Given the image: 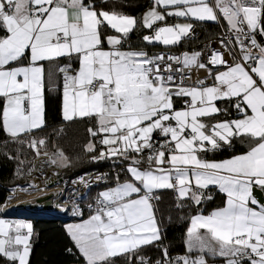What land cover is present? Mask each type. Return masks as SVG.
I'll list each match as a JSON object with an SVG mask.
<instances>
[{"label":"snow or ice","instance_id":"1","mask_svg":"<svg viewBox=\"0 0 264 264\" xmlns=\"http://www.w3.org/2000/svg\"><path fill=\"white\" fill-rule=\"evenodd\" d=\"M167 17L223 18L235 39L222 38L223 51L212 50L206 61L201 51L124 48L138 27L150 30L142 38L148 44L174 46L193 35L191 23L169 25ZM257 34L264 37V0H153L141 18L98 8L95 0H0V128L17 140L45 127L46 77L59 75L63 120L94 121L85 150L98 152L94 161L114 158L123 166L124 179L117 175L115 186L97 194L89 218L66 226L83 264H113L118 256L125 264H209V257L264 264V201L253 194L264 192V42ZM45 63L55 71L46 72ZM192 69L204 70L211 84H185ZM224 100L237 118L206 123L228 111L217 105ZM236 139L246 151L206 158ZM46 145L45 138L28 141L37 156ZM44 155L67 166L58 148ZM210 187L223 194V206L189 217L185 252L173 257L157 218L161 193L171 192L177 209L198 208L212 199ZM12 231L0 220V256L29 264L32 225Z\"/></svg>","mask_w":264,"mask_h":264},{"label":"trees","instance_id":"2","mask_svg":"<svg viewBox=\"0 0 264 264\" xmlns=\"http://www.w3.org/2000/svg\"><path fill=\"white\" fill-rule=\"evenodd\" d=\"M95 3L98 8L141 18L143 10L152 4V0H95ZM181 19L185 18L167 17L166 22H174ZM191 22V24L199 25L202 29L201 39L209 38L217 33L216 21L191 19ZM148 31V29L138 27L130 33L124 48H142L150 54L151 51L156 49L179 51L198 46L196 40L187 38L174 46H165L160 43L148 44L142 39ZM61 82L60 77L58 82L52 86L46 81L44 92L45 127L31 134H22L17 140H13L8 133L0 128V205L3 203L11 186L26 182V172L35 155L34 151L28 147V141L34 137L47 140V145L41 149V152L53 153L57 148L63 151L64 156L67 157V166L59 165L60 174L63 177H72L78 173L91 170L107 169L110 171L122 166V163L114 158L94 161L92 156L94 154L98 155V152L89 153L85 150V146L92 139L87 130L94 125V121H90L87 118H77L73 121L63 120L59 89ZM180 104L183 106L182 99ZM217 105L222 109L227 108L228 111L215 116L211 120L206 119V123H212L216 119L231 120L232 117L237 115L227 100L218 101ZM60 129H63V131L61 132ZM246 150L247 144H242L239 139H236L231 146L223 145L218 150L208 152L206 157L225 158ZM123 175L124 172L121 170L119 176ZM114 177L116 176L111 172L107 183ZM107 183L102 186L107 185ZM99 187L101 186L90 188L84 200H92L96 197ZM208 195L212 199L205 200L198 208L192 205L184 209H177L173 194L168 191L161 193V200L156 204L158 209L157 218L160 221V228L165 237L163 243L168 247L171 255L184 254L185 231L191 215H195L197 212L206 214L211 209L222 206L224 196L215 187H210L207 190L206 196ZM89 211L83 210L82 217H85ZM31 225L29 264H83V258L63 227L62 221L55 218H35L31 220ZM145 252L154 259L159 258L155 248L145 249ZM0 264H10V262L0 256ZM113 264H125V258L118 256L114 258Z\"/></svg>","mask_w":264,"mask_h":264},{"label":"built area","instance_id":"3","mask_svg":"<svg viewBox=\"0 0 264 264\" xmlns=\"http://www.w3.org/2000/svg\"><path fill=\"white\" fill-rule=\"evenodd\" d=\"M162 23V22H161ZM224 25H223V24ZM217 24V33L214 36H211L209 38L201 39L202 36V29L197 24H192V33L190 37L187 39L196 40L198 46L192 47L190 49H181L179 51H172L170 49H156L150 52L149 55L153 54H159L164 53L166 55H173V56H180L183 52H193V51H201L202 53H205L204 56H202V60L206 61L207 55L210 54L212 50L217 51H223L220 40L222 38L227 37L228 39H231L234 41V36L232 33L227 31V24L224 20L220 19L219 21H216ZM260 35L257 34V41L258 42H264V38H259ZM235 51L238 52L239 48L236 47ZM226 59L231 62V57L225 56ZM209 67H212L211 65ZM186 75L191 76V80H185V84H191L193 81H195L197 78L204 79L206 83L211 82V80L207 79V73L204 70L200 69H192L190 72L186 70ZM177 79L179 80V76H177ZM184 103V102H183ZM43 151L39 156L36 154L33 156L31 163L27 169L26 175L29 174L31 179L27 180L23 184H15L9 188V191L7 192L5 199L3 203L0 205V211L5 209L1 208L2 205H7L8 198L13 194L16 187H28L30 185L32 188L29 190H21L22 194H31L35 192V187L31 185L33 178H37L39 176V180L41 183H46V186H57L58 184L61 186V188L58 189L57 194L55 195V201L61 205L62 210L60 212H65L64 217H70V218H79L82 217L83 210H91L89 207L90 205L92 208H95V199L94 197L92 200H84L87 193L89 192L90 188L102 186L107 183L109 174L113 172L114 175H120L122 166H120L117 169L107 170H91L86 172L78 173L72 177H63L60 174V169L52 165L51 163L47 162L48 157L44 155ZM49 153V152H48ZM51 154V153H49ZM42 168L45 169L48 172L43 176L41 172H39V166L38 161L43 160ZM52 177V178H49ZM100 179H97V178ZM36 198V197H35ZM74 209H78L81 213L80 215H73ZM47 213L51 214L50 211ZM173 257L178 256V254H173ZM209 264H218V261L209 260Z\"/></svg>","mask_w":264,"mask_h":264},{"label":"bare ground","instance_id":"4","mask_svg":"<svg viewBox=\"0 0 264 264\" xmlns=\"http://www.w3.org/2000/svg\"><path fill=\"white\" fill-rule=\"evenodd\" d=\"M44 162L43 160L38 161V166H39V172L44 176L45 173H47L48 177V172L42 168V163ZM39 176L36 178H33L31 185L35 187V192L31 194H22L21 190H29L32 187L28 185V187H16L13 194L8 198V203L7 205H2L1 208H10L14 210H23L26 209L29 203L28 201L34 199L35 197H49V201L51 203V207L53 211H63L61 205L55 201V195L58 192V189L61 188V186L58 184L57 186H51L48 187L46 186V183H41V181L38 179ZM49 178H52L49 176ZM42 206V203H36L37 209H40ZM26 207V208H25ZM33 213L36 214H44L46 213L45 211L38 210L34 211Z\"/></svg>","mask_w":264,"mask_h":264},{"label":"crops","instance_id":"5","mask_svg":"<svg viewBox=\"0 0 264 264\" xmlns=\"http://www.w3.org/2000/svg\"><path fill=\"white\" fill-rule=\"evenodd\" d=\"M152 4H153V0H152ZM152 4L149 6V7H151L152 6ZM148 8V7H147ZM144 11V10H143ZM142 14H143V12H142ZM142 14H141V17H142ZM191 19L192 18H188V19H185V20H189V23H192L191 22ZM222 19V18H221ZM223 20V19H222ZM262 38H264V37H262ZM125 49H127V48H125ZM60 63L61 64H63V63H66V60H61L60 61ZM45 68H46V72L51 68L53 71H55V69H54V67H52V66H50V65H48L47 63H45ZM220 70L221 71H223L224 69H223V67H220ZM59 75H54V76H52V78H51V80L49 81L48 79H47V77H46V81H48V83L52 86V85H54L55 83H57L58 82V80H59ZM61 78V86L59 87V89H60V102H61V113H62V102H63V80H62V77H60ZM207 84H211V82H208ZM180 101H181V99H177L176 101H175V103H176V107L178 108V107H183L181 104H180ZM63 115V114H62ZM234 118H237V115L236 116H234V117H232L231 119H234ZM216 120H222V119H216ZM216 120H214V121H212V123H215L216 122ZM225 120V119H224ZM241 152H239V153H237V154H240ZM234 155H236V154H234ZM232 156V155H231ZM231 156H229V157H231ZM229 157H225V158H211V157H206L207 159H210V160H223V159H227V158H229ZM116 178L117 177H114V178H112V180H110L108 183H107V185H105V186H101V187H113V186H115V182H116ZM121 178V180H123L124 179V175L123 176H121L120 177ZM101 187H99V188H101ZM98 188V189H99ZM97 189V190H98ZM96 193H98V192H96ZM262 195H263V197H264V192H262ZM222 206H223V204H222ZM221 207V206H220ZM215 208H213V209H211L208 213H206V214H204V215H207V214H209L211 211H213ZM91 215V210L89 211V213L85 216V217H82V218H80V219H78V220H76V222H73V223H66V224H63V227L65 228V230H66V226L67 225H70V224H77V223H81L83 220H87L88 218H89V216ZM0 220H3V221H5L6 222V226H10L11 227V229H13V231H12V235L14 236L15 235V231H14V229H15V226L16 225H23V224H31V219H27V218H18V217H3V216H1L0 215ZM188 226H189V223H188ZM188 226H187V228H188ZM187 228H186V231H187ZM186 231H185V234H186ZM20 232L22 233V234H27V229L26 228H21L20 229ZM66 232H67V230H66ZM70 237V236H69ZM184 240H185V238H184ZM185 248V247H184ZM209 260H213V258H211V257H209Z\"/></svg>","mask_w":264,"mask_h":264},{"label":"water","instance_id":"6","mask_svg":"<svg viewBox=\"0 0 264 264\" xmlns=\"http://www.w3.org/2000/svg\"><path fill=\"white\" fill-rule=\"evenodd\" d=\"M262 36H259L261 38ZM254 196L257 197L258 200L264 201V197L262 195V192L259 189L254 190ZM42 203V206L40 209H37L36 203ZM29 205L27 206L26 209L23 210H14L10 208H5L0 211V215L3 217H18V218H27V219H35V218H55L58 219L62 222L71 220V219H80L79 218H70V217H64L65 212H60V211H53L51 207V203L49 201V197H36L30 201H28ZM45 211L46 213L44 214H36L33 213L34 211L41 210ZM48 211L51 212V214L47 213Z\"/></svg>","mask_w":264,"mask_h":264},{"label":"rangeland","instance_id":"7","mask_svg":"<svg viewBox=\"0 0 264 264\" xmlns=\"http://www.w3.org/2000/svg\"><path fill=\"white\" fill-rule=\"evenodd\" d=\"M151 7H152V6H151ZM151 7L146 8V9L143 11V14H144L145 12H147ZM143 14H142V16H143ZM222 19H223V18H222ZM225 22H226V21H225ZM176 23H189V20L181 19V20H176V21H174V22H167V24H169V25L176 24ZM161 24H162V23H161ZM222 24H223V23H222ZM223 25H224V24H223ZM150 34H151V32H150V30H149L148 33H147L146 35H150ZM178 108H181V107H178ZM222 120H224V119H222ZM52 165H55V166H57V167L59 168L60 162L58 161L57 164H52ZM118 168H119V167H118ZM114 176L117 177V175H114ZM26 177H27V180H29V178L31 179V177L29 176V174H27ZM107 188H109V187H101V188H99V189L97 190V192L99 193L100 191L106 190ZM98 193H97V194H98ZM76 220H77V219H71V220H68V221L63 222V224H66V223H73V222H76Z\"/></svg>","mask_w":264,"mask_h":264}]
</instances>
